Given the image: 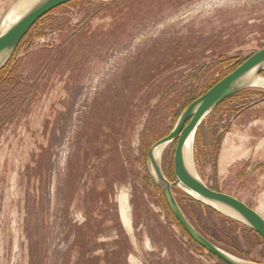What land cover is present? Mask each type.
Segmentation results:
<instances>
[{"label": "rangeland", "instance_id": "374dc122", "mask_svg": "<svg viewBox=\"0 0 264 264\" xmlns=\"http://www.w3.org/2000/svg\"><path fill=\"white\" fill-rule=\"evenodd\" d=\"M15 1L0 0V18ZM262 48L264 0H73L45 15L0 75L13 72L19 79L10 89L30 91L4 124L0 108V264H75L80 244L92 248L90 234L78 233L90 215L89 225L101 226L103 245L92 253L102 262L121 228L131 245L127 264H218L172 218L148 150L191 97ZM160 65L173 68L155 74ZM202 126L196 163L204 181L264 216V88L228 99ZM175 145L163 157L171 180ZM110 179L113 209L103 217L97 195H108ZM175 193L209 239L264 262L255 231L181 188Z\"/></svg>", "mask_w": 264, "mask_h": 264}, {"label": "water", "instance_id": "95a60500", "mask_svg": "<svg viewBox=\"0 0 264 264\" xmlns=\"http://www.w3.org/2000/svg\"><path fill=\"white\" fill-rule=\"evenodd\" d=\"M20 1L16 0L12 3L0 18V71L9 64L23 39L40 19L72 0H28L27 8L15 20L6 24L8 12ZM263 72L264 48L247 57L206 92L189 103L180 113L170 132L154 142L147 155L151 176L181 227L199 246L227 264H264V262L240 257L204 235L184 212L175 189H183L198 202L225 218L252 229L264 239V216L243 200L208 185L200 175L196 163L197 138L204 121L227 99L250 88H264L256 84L258 77H264ZM174 142L176 143L173 159L175 179L171 180L165 173L163 157L165 149ZM188 143L191 165L186 158Z\"/></svg>", "mask_w": 264, "mask_h": 264}, {"label": "trees", "instance_id": "16d2710c", "mask_svg": "<svg viewBox=\"0 0 264 264\" xmlns=\"http://www.w3.org/2000/svg\"><path fill=\"white\" fill-rule=\"evenodd\" d=\"M73 1V0H72ZM58 9V8H57ZM57 9L53 10V11H56ZM41 20V19H40ZM39 20V21H40ZM39 21L35 24V26L39 23ZM34 26V27H35ZM34 27L31 29V31L34 29ZM30 31V32H31ZM29 32V33H30ZM29 33L26 35V37L23 39V41L21 42V44L26 40V38L28 37ZM20 44V45H21ZM182 48V46H179L177 47V51H176V56L178 57H181V54L178 50H180ZM191 50V49H190ZM189 50V53L191 52ZM244 61V60H243ZM242 62V61H241ZM240 62V63H241ZM13 63V58L11 59V61L9 62V64L2 70L0 71V75H2L3 73H5V71H7L9 69V67H11ZM239 63V64H240ZM238 64V65H239ZM226 65V64H224ZM173 68V66L169 65H160L158 68H155V74L157 73H161L163 71H166L168 69H171ZM13 72H10L9 74L3 76L1 79H0V108L3 110V119H2V124H4L5 122H7L8 120L12 119L13 117H15V115L22 109L24 103H26V100H27V97H28V94L30 93V91H27V90H15V88H11L10 89V86L14 83L17 82V80L19 79V76H15L14 78H12V75ZM264 74V72H263ZM148 83H144L143 84V87L146 86ZM211 87V86H210ZM209 87V88H210ZM208 88V89H209ZM208 89H206L204 92H206ZM203 92V93H204ZM202 93V94H203ZM199 97V96H197ZM196 96L195 97H191L188 102L183 106L182 110L189 104L191 103L193 100H195L197 98ZM232 98V97H231ZM230 99V98H229ZM228 100V99H227ZM226 100V101H227ZM225 102V101H224ZM223 102V103H224ZM222 103V104H223ZM221 104V105H222ZM219 105L216 110L221 106ZM181 110V112H182ZM215 110V111H216ZM214 111V112H215ZM213 112V113H214ZM180 115V114H179ZM157 116L156 113H154L152 115V117H155ZM203 127V126H202ZM201 127V129H202ZM173 128V127H172ZM171 128V129H172ZM170 129V130H171ZM200 129V131H201ZM169 130V132H170ZM200 131L198 133V137L200 135ZM168 132V133H169ZM167 133V134H168ZM166 134V135H167ZM162 138V137H161ZM108 139L109 141L111 142L112 144V153H114V156L115 157H119L120 158V154H119V150L117 148V144H118V140H119V137H116L115 135H111V136H108ZM160 138H157L155 139L152 144L154 142H156L157 140H159ZM198 139V138H197ZM218 150H216L214 153H217ZM109 184V186H108ZM113 180L110 179L108 180V183H107V188L106 190L109 192L107 193L108 195H97V202H100L102 204L103 207L102 208V213L100 215H106L107 211H110L112 210L113 208L111 207V204H110V201H109V196L110 194L112 193L113 191ZM105 190V191H106ZM161 192V191H160ZM200 203V202H199ZM170 211V209H169ZM170 214L172 216V218L174 219V221L180 226V228L182 229L183 233L185 236H187L189 238V241L194 244V245H197L199 248L201 249H204L202 248L201 246H199L194 240H192L189 235L184 231V229L181 227V225L179 224V222L177 221V219L175 218V216L172 214V212L170 211ZM220 215V214H219ZM104 217V216H103ZM91 219L92 216L90 215L88 217V223H86L85 226H82L80 229H79V232L78 233H88V235L90 234V240L88 241L89 243L92 241V245L90 247H87L85 244L84 245H81L80 244V249H82L80 252V254L78 255L77 257V260L75 262V264H83L85 262H87L88 264H127L126 263V260H127V257H128V253L130 252V248H131V245L130 243L128 242V238L127 236L124 235V232L122 231L121 228H119V237L114 240V244H115V249L113 248V250L110 252V253H106V256L104 257L105 260L104 262H102V257L101 256H98V255H93V251L97 250L99 248L100 245H103L102 243H98L97 239L101 233V226L97 224V226H94V227H97L96 230L95 228L93 229L92 226H90V222H91ZM227 219V218H226ZM230 223H237L233 220H230V219H227ZM199 229V228H198ZM200 230V229H199ZM201 231V230H200ZM202 232V231H201ZM203 233V232H202ZM204 234V233H203ZM205 235V234H204ZM91 251V255L90 256H87L88 253ZM210 255H213L211 253H209ZM110 256V257H108ZM214 256V255H213ZM103 258V259H104ZM70 260V258H69ZM218 260V264H227L225 262H223L222 260H220L219 258H217ZM35 260L33 258L32 260V264H35ZM68 264V263H67Z\"/></svg>", "mask_w": 264, "mask_h": 264}, {"label": "bare ground", "instance_id": "6f19581e", "mask_svg": "<svg viewBox=\"0 0 264 264\" xmlns=\"http://www.w3.org/2000/svg\"><path fill=\"white\" fill-rule=\"evenodd\" d=\"M29 1L28 0H21L19 3H17L7 14L5 23L8 24L15 20L28 6ZM256 84L264 86V77L260 76L256 79ZM166 150V149H165ZM165 152V151H164ZM186 158L188 163L191 165V155H190V146L189 143L186 146ZM121 217L123 220V223L127 230H132V222L130 213L128 210V197L126 194H123L121 197Z\"/></svg>", "mask_w": 264, "mask_h": 264}]
</instances>
